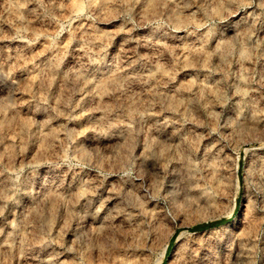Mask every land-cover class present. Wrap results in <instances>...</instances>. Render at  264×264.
<instances>
[{
  "label": "rangeland",
  "instance_id": "obj_1",
  "mask_svg": "<svg viewBox=\"0 0 264 264\" xmlns=\"http://www.w3.org/2000/svg\"><path fill=\"white\" fill-rule=\"evenodd\" d=\"M0 264H264V0H0Z\"/></svg>",
  "mask_w": 264,
  "mask_h": 264
},
{
  "label": "bare ground",
  "instance_id": "obj_2",
  "mask_svg": "<svg viewBox=\"0 0 264 264\" xmlns=\"http://www.w3.org/2000/svg\"><path fill=\"white\" fill-rule=\"evenodd\" d=\"M16 1V0H15ZM17 1H19V0H17ZM5 3H6V1H4ZM13 2V1H12ZM11 2V3H12ZM22 2V1H21ZM57 2V1H56ZM8 3H10V1H8ZM8 3H6V4H8ZM17 3H19V2H17ZM14 4V3H13ZM12 4V5H13ZM57 4V3H56ZM59 5V4H58ZM6 6V5H5ZM8 6H10V8H11V5H9L8 4ZM57 6V5H56ZM21 7V6H20ZM3 8H4V6H3ZM5 9V8H4ZM85 30V29H84ZM82 31H83V28H82ZM85 32V31H84ZM80 33V32H79ZM83 33V32H82ZM129 76V75H128ZM119 78H121V77H119ZM123 78V77H122ZM124 78H127V77H124ZM123 78V79H124ZM102 79V78H101ZM130 78L128 77V80H129ZM121 79H118V77H107V79H105V80H101V81H98V83L96 84L97 85V89H98V92H103L104 91V89L106 88V85L108 84V83H114V84H116V86H117V84H119L121 81H120ZM126 80V79H125ZM128 82V81H127ZM123 83H125V82H123ZM95 84H94V86H95ZM124 85V84H123ZM119 87V86H118ZM99 96V95H98ZM19 232V231H18Z\"/></svg>",
  "mask_w": 264,
  "mask_h": 264
},
{
  "label": "trees",
  "instance_id": "obj_3",
  "mask_svg": "<svg viewBox=\"0 0 264 264\" xmlns=\"http://www.w3.org/2000/svg\"><path fill=\"white\" fill-rule=\"evenodd\" d=\"M216 222H214L213 224H215Z\"/></svg>",
  "mask_w": 264,
  "mask_h": 264
}]
</instances>
